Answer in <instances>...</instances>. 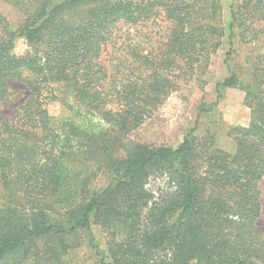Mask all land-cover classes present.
<instances>
[{
	"label": "trees",
	"instance_id": "obj_1",
	"mask_svg": "<svg viewBox=\"0 0 264 264\" xmlns=\"http://www.w3.org/2000/svg\"><path fill=\"white\" fill-rule=\"evenodd\" d=\"M0 2L24 17H0V264H70L81 247L97 264H264V52L245 72L230 66L235 39L264 35V0L230 6L229 75L215 93L243 92L250 111L247 126L228 130L233 152L194 130L175 149L122 142L208 69L225 36L221 0ZM150 21L161 31L142 33ZM14 81L27 95L9 116ZM56 84L73 100L68 115L44 103ZM100 173L105 184L91 189ZM152 177L164 182L156 192Z\"/></svg>",
	"mask_w": 264,
	"mask_h": 264
},
{
	"label": "rangeland",
	"instance_id": "obj_2",
	"mask_svg": "<svg viewBox=\"0 0 264 264\" xmlns=\"http://www.w3.org/2000/svg\"><path fill=\"white\" fill-rule=\"evenodd\" d=\"M239 0H221L222 24L225 29V36L221 47L211 57L210 65L200 76L192 80L180 83V86L165 101V103L139 128L124 137L126 145L145 144L153 147L177 148L188 132L194 130L198 137L212 135L215 137L217 147L233 152L235 149L233 141L228 137V130L235 126H247L250 121V111L243 105L244 93L229 89L225 91L222 99L217 100L215 86L222 82L229 75L228 68L223 60L229 47L228 25L230 22V6ZM80 10L70 12L72 19L77 18ZM0 17L8 23L20 24L24 17L14 7L0 2ZM264 28L263 25L259 29ZM161 31V23L148 22L141 28L142 33L154 34ZM1 33V31H0ZM235 52L232 55L230 66L240 72L247 70L248 58L259 52H264V35L260 41L252 44H241L234 40ZM26 50L23 40L15 42V54H21ZM24 87L19 82H12L4 111L11 116L15 107L26 99ZM44 103L49 114L54 117L68 115L73 100L68 96L66 87L63 84L49 86L43 92ZM217 103V104H216ZM216 104V106H214ZM206 110V112H204ZM131 147V146H128ZM119 150L116 156H121ZM106 182V175L100 173L92 180L91 189L101 187ZM162 178H150L147 188L156 192L163 186ZM262 217L257 222V227L264 237V179L260 182ZM2 189L0 187V198ZM99 248L106 247L107 238L100 229H95ZM65 260L70 264H97L93 252L86 247L71 251Z\"/></svg>",
	"mask_w": 264,
	"mask_h": 264
}]
</instances>
